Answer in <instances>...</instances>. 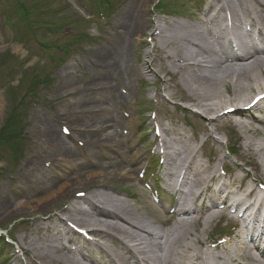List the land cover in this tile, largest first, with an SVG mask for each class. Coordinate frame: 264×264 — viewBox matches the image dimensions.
Here are the masks:
<instances>
[{
	"label": "bare ground",
	"instance_id": "1",
	"mask_svg": "<svg viewBox=\"0 0 264 264\" xmlns=\"http://www.w3.org/2000/svg\"><path fill=\"white\" fill-rule=\"evenodd\" d=\"M133 10L135 8L130 13L129 10L120 13L133 25L128 32L132 40L143 28L149 27L144 19L148 11L144 9L138 14ZM196 12L189 19L197 21L201 27L187 23L189 20L174 21L167 26L153 22L147 35L153 46L145 52L147 59L142 65L151 66L149 59L154 53L159 61L166 60L168 64L161 65L162 71L183 87L185 101L197 110L195 116L200 119L205 117L216 122L223 119V109L235 107L231 115L236 117L231 119L233 130L242 133L243 149L257 158L254 162L259 168L258 178H264V105L250 110L241 108L250 102L251 93H264V0H203ZM251 34L258 36L257 42L249 40ZM230 35L235 38L239 53H233L226 43ZM109 67L104 78L117 74L111 62ZM141 68L138 65V70ZM91 85L87 90L106 92L102 98L113 105L117 97L112 85L97 86L93 82ZM167 85L165 83L166 90ZM221 88L225 89L227 100ZM87 101L83 98L77 102L80 114L103 113L105 118H92L95 122L91 120L81 125L70 124L83 139L76 140L81 141V145L68 147L53 131V126L45 124V140L37 146L43 154L36 153L30 162L48 166L46 172H52L51 176H38L29 181V186L24 176L18 177L26 182L21 190L30 189V198L15 201L19 210L42 212L60 197H72L61 211L65 216L51 215L47 217L48 222L39 224L38 228L46 231L43 238L40 236L42 243L30 242L26 249L33 255L32 260L40 264H264V248L257 243L260 241L257 231H254L256 235L246 231V224L250 225V230L253 223L264 226V212L260 211L255 185L244 182L247 174L242 173L245 171H241L240 166H236L240 174L234 175L233 183L222 181L212 188L216 177L214 164L203 168L196 157L197 149L185 132L175 124H161L163 136L154 142L164 158L160 180L178 196L170 206L162 200L156 202L147 188L140 187L148 199L140 201L141 192H127L121 185L137 181L136 175L141 169L136 167L141 154L130 138L134 130L131 122L126 126L131 130L129 133L114 134L110 132L113 111L85 110ZM227 102L233 104L218 112ZM254 111L259 115L254 117ZM225 118L228 119L227 115ZM122 126L118 122L113 128L121 131ZM203 131L208 137L212 136L208 130ZM46 145L54 147L55 153ZM241 148L238 147L239 152ZM23 170L27 172V168ZM78 185L86 187L74 190ZM82 193V198L76 197ZM7 204L6 201L0 203V210H5ZM66 221L82 228L94 243L67 239ZM221 221L233 226L234 231L218 241L206 230ZM191 229L194 233L188 239ZM199 229L202 232L197 233ZM35 232L40 234L38 229ZM248 235L252 244L242 241ZM61 250L65 251L63 256L58 255Z\"/></svg>",
	"mask_w": 264,
	"mask_h": 264
},
{
	"label": "rangeland",
	"instance_id": "2",
	"mask_svg": "<svg viewBox=\"0 0 264 264\" xmlns=\"http://www.w3.org/2000/svg\"><path fill=\"white\" fill-rule=\"evenodd\" d=\"M106 1L0 0V132H2L0 134V203L5 201L8 203L5 210H0V229L15 243L14 246L0 243V264H40L37 260H32L33 255L26 250L29 248V243H42L39 239L40 236L43 238L46 230L38 227L40 223L48 222L47 217L55 214L65 216L61 211L72 197L67 199L60 197L52 207L43 208L45 210L42 212L19 210L14 203L30 198V189L21 190L25 187L24 180L29 186V181L35 180L38 176H51L52 172H46L44 164L37 166L33 163L31 165L30 162L35 158L36 153L43 154L41 148L37 146L45 140L43 136L45 127L47 128L45 124H51L53 131L65 138L68 147L73 148L77 143L76 140L81 137L71 129L70 124L81 125L91 120L95 122V119L105 118L103 113L80 114L78 101L83 98L88 100L85 110L91 108L95 111L112 110L110 132L114 134H120L115 127L113 128L118 122L123 124L122 130L125 131L128 121L131 122V127L134 130L136 128V131H132L130 138L136 142L135 147L141 154L140 163L136 165L138 168L145 161L146 152L142 146L151 142L153 135H145L146 139H138L137 135L146 132L144 126H150L149 115L152 112L156 113V122L169 126L175 124L176 127H182L187 136L193 134L196 138L193 145L196 148L204 139L201 130L196 134L192 129L184 126L183 119L194 117L191 112L196 109L185 103L183 87L162 71L161 65L167 66V61H159L157 53L150 57L149 60L152 61L150 69L156 75L146 74L147 65H142L147 59L145 52L153 46V42L147 38L151 26L156 22L167 26L174 21L189 20L187 23H195L201 27L200 23L189 19L197 13L196 5L200 0H196V5L193 0H110V3ZM157 1L163 5V16L157 14ZM81 3L84 8L80 6ZM110 7L115 8L108 16ZM133 8L138 14L144 9L148 11L143 14L149 27L143 28L132 40L128 32L133 25L120 13L123 10H129L130 13ZM95 12L108 17L103 15L101 18L95 15ZM4 26L9 28L14 26L16 35L10 34L9 29H4ZM110 62L117 74L104 78L110 69ZM138 65L142 67L141 70H138ZM92 82L97 86L108 83L114 87L117 98L113 99L112 106L101 96L106 92L97 93L87 90L91 88ZM165 83L169 87L167 90ZM221 90L223 98L227 100L225 89L221 88ZM229 91L232 92L231 88ZM253 94L251 93V96ZM231 104L233 103L227 102L217 111ZM182 108L185 111L181 112ZM252 115L255 117L259 113L254 111ZM235 118L230 116L228 119L223 118L211 123L200 122L196 118L193 119V123L208 130L214 137L212 142H209L214 152L212 157L218 164L216 168L220 165L219 159L221 161L225 159L231 167L236 164L244 165L243 171L250 173L248 181L252 182L254 178L264 182L263 177L258 178L259 168L255 167L256 161L254 162V158L256 160L257 158L243 149L242 133L233 130L231 119ZM62 126L70 130L69 136L62 133ZM215 126L218 127L219 133L213 132ZM82 129L88 131V128ZM9 136H17V138L9 142L4 141V138ZM225 138L237 148L234 156L227 155ZM79 142L81 145L82 142ZM238 147H242L240 152ZM46 148L51 153L56 151L51 145H46ZM199 152L201 151L198 150ZM205 156L208 158L206 153ZM204 161L205 158H201V162ZM153 165L156 166V170L152 172L155 174L158 164ZM24 168H27V172H24ZM19 176H24V180L20 181ZM121 185L127 192L137 194L141 192L143 196L140 201L147 199L136 181ZM77 187L74 190H82L86 186ZM37 229L40 231L39 235L35 232ZM222 230H226L224 224L214 230L213 234ZM200 232L201 229L197 231ZM192 233L194 231L191 229L188 239L192 237ZM202 235L205 236L204 233ZM15 248H19L22 254L16 252ZM64 254L63 250L58 253L59 256Z\"/></svg>",
	"mask_w": 264,
	"mask_h": 264
}]
</instances>
